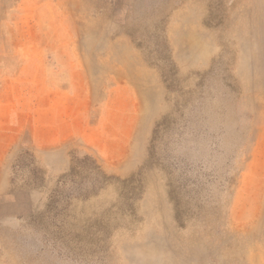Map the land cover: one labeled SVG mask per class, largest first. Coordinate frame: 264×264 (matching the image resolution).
<instances>
[{"label": "rangeland", "instance_id": "obj_1", "mask_svg": "<svg viewBox=\"0 0 264 264\" xmlns=\"http://www.w3.org/2000/svg\"><path fill=\"white\" fill-rule=\"evenodd\" d=\"M13 106L0 264H264V0H0Z\"/></svg>", "mask_w": 264, "mask_h": 264}, {"label": "crops", "instance_id": "obj_2", "mask_svg": "<svg viewBox=\"0 0 264 264\" xmlns=\"http://www.w3.org/2000/svg\"><path fill=\"white\" fill-rule=\"evenodd\" d=\"M24 119L14 106L10 116H0V205L7 202L16 206L20 197H25L27 202L30 199L28 193L13 191V167L25 145L20 140L21 133L25 132L24 124H28V120L25 122ZM2 212L0 208V214Z\"/></svg>", "mask_w": 264, "mask_h": 264}, {"label": "bare ground", "instance_id": "obj_3", "mask_svg": "<svg viewBox=\"0 0 264 264\" xmlns=\"http://www.w3.org/2000/svg\"><path fill=\"white\" fill-rule=\"evenodd\" d=\"M141 100V99H140ZM145 101V100H144ZM139 102V101H138ZM138 111V110H137Z\"/></svg>", "mask_w": 264, "mask_h": 264}]
</instances>
